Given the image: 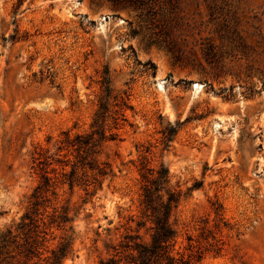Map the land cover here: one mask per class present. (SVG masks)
Returning a JSON list of instances; mask_svg holds the SVG:
<instances>
[{"label":"rangeland","instance_id":"rangeland-1","mask_svg":"<svg viewBox=\"0 0 264 264\" xmlns=\"http://www.w3.org/2000/svg\"><path fill=\"white\" fill-rule=\"evenodd\" d=\"M105 66L131 105L98 155L113 175L78 171L70 186L62 140L89 130ZM39 153L55 194L27 264L64 239L62 264H99L139 215L142 167L160 163L182 192L176 250L264 264V0H0V239L42 180ZM20 243L9 238L0 264H25Z\"/></svg>","mask_w":264,"mask_h":264},{"label":"trees","instance_id":"trees-1","mask_svg":"<svg viewBox=\"0 0 264 264\" xmlns=\"http://www.w3.org/2000/svg\"><path fill=\"white\" fill-rule=\"evenodd\" d=\"M137 4L142 0H114ZM101 93L97 98V107L93 112L89 130L70 135L66 132L62 146L66 147V166L70 164L66 175L69 185L77 180V173L85 176L92 172L93 179L113 175V168L108 161H100L98 155L106 140L118 137L117 128L125 120L124 110L131 108L127 90L115 92L108 66L101 72ZM175 132V130H173ZM168 139V134L165 136ZM40 154V153H39ZM72 155L73 159L68 156ZM37 166L43 170L46 164L41 154L36 158ZM140 174L139 215L131 217L134 226L129 224L117 244L113 245L111 253L99 260V264H193L198 261L200 253L190 251L186 255L175 249L176 230L170 222L173 210L177 207L181 190L173 189L170 184L168 168L160 163L158 167L143 166ZM42 180L31 194L28 209L20 217V221L8 228L0 239V253L9 242L10 237L20 235L22 243L17 245L24 263L37 254L39 245L44 241L45 227H41L38 217V206L47 201L48 192L55 194V181H51L47 170H43ZM197 185H193V188ZM70 218L66 208L61 211L53 209L49 223L64 228ZM15 232L14 234H12ZM15 240L12 239L11 242ZM70 243L64 239L56 249L51 251L47 264H62L61 260L69 251ZM199 252V251H197ZM197 258V259H196Z\"/></svg>","mask_w":264,"mask_h":264},{"label":"bare ground","instance_id":"bare-ground-1","mask_svg":"<svg viewBox=\"0 0 264 264\" xmlns=\"http://www.w3.org/2000/svg\"><path fill=\"white\" fill-rule=\"evenodd\" d=\"M196 86H198V84H196Z\"/></svg>","mask_w":264,"mask_h":264}]
</instances>
